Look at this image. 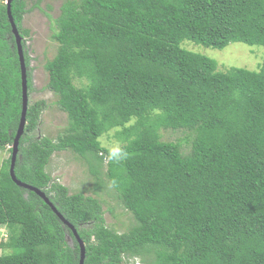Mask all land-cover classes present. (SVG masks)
<instances>
[{
    "label": "trees",
    "instance_id": "16d2710c",
    "mask_svg": "<svg viewBox=\"0 0 264 264\" xmlns=\"http://www.w3.org/2000/svg\"><path fill=\"white\" fill-rule=\"evenodd\" d=\"M26 12L13 0L30 94ZM54 21L47 87L68 124L56 139L36 136L47 102L29 101L15 173L75 227L84 264H264V57L257 70H221L184 46H264V0H64ZM21 114L22 68L0 0V150L11 151L0 163V264H80L73 228L11 176ZM112 129L118 151L100 140ZM163 130L183 137L164 140ZM67 150L84 160L96 196L48 172ZM110 187L135 219L123 232L105 217Z\"/></svg>",
    "mask_w": 264,
    "mask_h": 264
},
{
    "label": "rangeland",
    "instance_id": "374dc122",
    "mask_svg": "<svg viewBox=\"0 0 264 264\" xmlns=\"http://www.w3.org/2000/svg\"><path fill=\"white\" fill-rule=\"evenodd\" d=\"M2 1L6 2V0ZM26 1L27 12L24 15L22 25L30 29V35L25 39L30 56L33 82V90L29 94V101L35 102L43 99L47 102V107L42 113L41 122L35 135H46L56 139L67 126L68 117L67 113L61 110L57 104V95L47 87L49 73L45 68V64L57 52L58 42L53 39L52 34L56 27L54 20L59 16L64 0ZM185 41L184 46L186 48L215 58L221 70H226L231 66L257 70L264 57V46L262 45L231 42L226 47L219 49L196 44L190 40ZM75 83L81 85L78 80H75ZM114 133L115 130L112 129L103 134L100 140L103 146L113 151H118L121 142L115 137ZM162 136L164 140L178 141L183 137V133L163 130ZM10 155L11 151L9 147L0 150V163ZM47 170L55 180L67 185L71 192L83 191L87 195L96 196L93 189L95 187V180L91 176L84 160L78 154L69 150L54 153L47 166ZM110 188L108 193L102 192L100 194V197L104 200L105 217L108 225L123 232L128 230L127 228L135 219L132 217L133 214L127 211L116 197L114 188ZM106 189L108 191L109 187ZM8 239V228L2 227L0 229V255L7 249L1 243ZM135 264H142V262L136 260Z\"/></svg>",
    "mask_w": 264,
    "mask_h": 264
},
{
    "label": "water",
    "instance_id": "95a60500",
    "mask_svg": "<svg viewBox=\"0 0 264 264\" xmlns=\"http://www.w3.org/2000/svg\"><path fill=\"white\" fill-rule=\"evenodd\" d=\"M12 3L13 0H6L7 4V12L10 18V22L12 25V32L15 35L16 38V43H17V48H18V54H19V59L21 63V68H22V114H21V119H20V124L17 130V134L14 138V143H13V151H12V162H11V167H10V173L13 178V180L19 185L24 188H28L30 190L35 191L38 193L40 196L44 198V200L51 205L53 208L54 212L66 223H68L65 219L63 214L57 209V207L51 202L49 197L46 195L45 191L40 190L37 187H34L26 182H23L18 179L16 173H15V166H16V161L18 158V153H19V145H20V139L23 136L25 132V126L27 123V112H28V106H29V92H28V77H27V65H26V58H25V52L23 48V43H22V36L19 32L18 26L14 20V17L12 15ZM71 228L74 230V234L79 241L80 248H81V256H80V264H84L85 256H86V245L85 242L80 238L78 235L75 227L68 223Z\"/></svg>",
    "mask_w": 264,
    "mask_h": 264
},
{
    "label": "clouds",
    "instance_id": "9594fccd",
    "mask_svg": "<svg viewBox=\"0 0 264 264\" xmlns=\"http://www.w3.org/2000/svg\"><path fill=\"white\" fill-rule=\"evenodd\" d=\"M13 146V145H12Z\"/></svg>",
    "mask_w": 264,
    "mask_h": 264
}]
</instances>
